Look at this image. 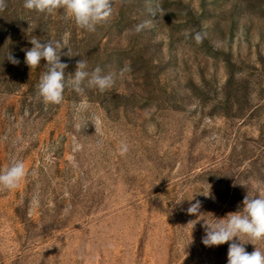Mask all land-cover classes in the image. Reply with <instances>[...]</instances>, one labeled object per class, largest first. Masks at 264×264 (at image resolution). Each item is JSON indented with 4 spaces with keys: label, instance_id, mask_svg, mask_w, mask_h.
Listing matches in <instances>:
<instances>
[{
    "label": "rangeland",
    "instance_id": "1",
    "mask_svg": "<svg viewBox=\"0 0 264 264\" xmlns=\"http://www.w3.org/2000/svg\"><path fill=\"white\" fill-rule=\"evenodd\" d=\"M23 2L0 10V170L27 173L0 187V264H227L203 225L264 193V0H113L94 32ZM32 39L113 86L45 105Z\"/></svg>",
    "mask_w": 264,
    "mask_h": 264
},
{
    "label": "clouds",
    "instance_id": "2",
    "mask_svg": "<svg viewBox=\"0 0 264 264\" xmlns=\"http://www.w3.org/2000/svg\"><path fill=\"white\" fill-rule=\"evenodd\" d=\"M113 0H24L23 6L28 10L38 13L53 14L63 10L66 19H72L76 25L87 31L94 32L97 25L106 22L112 14ZM6 6L5 0H0V10ZM206 34L197 32L195 41L199 44L205 39ZM32 47L25 51V63L32 68L39 67L41 61L45 71L41 74L37 85V96L42 98L45 105L60 104L66 86H71L77 93L84 92V86L98 88L101 92L111 88L114 80L111 74L103 75L102 69L96 67L91 73L86 71V61L80 59L76 62L74 73L66 78L65 70L68 65L61 61V56L72 57L67 52H62L59 42H41L37 39L30 40ZM7 59L18 64L19 61L10 53ZM123 71H131L125 68ZM127 151V145H122L121 154ZM27 175L22 161H13L9 166L0 170V187L8 190L15 189ZM190 199L189 201L193 200ZM201 202L195 200L187 208V214L200 217ZM215 222L204 223L205 235L202 243L207 247L228 244L227 264H264V252L255 247L251 253L245 249L246 243L264 240V193L257 196L247 194L242 201V208L228 213L224 218H214ZM196 221L197 220H193ZM189 221L188 224H192ZM187 224V225H188ZM248 237L244 242L242 237Z\"/></svg>",
    "mask_w": 264,
    "mask_h": 264
}]
</instances>
